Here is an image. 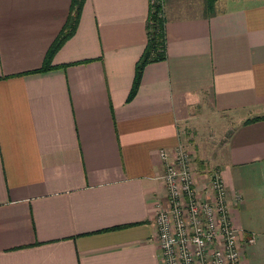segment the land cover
<instances>
[{
  "label": "crops",
  "instance_id": "0c3cea01",
  "mask_svg": "<svg viewBox=\"0 0 264 264\" xmlns=\"http://www.w3.org/2000/svg\"><path fill=\"white\" fill-rule=\"evenodd\" d=\"M152 0H0V264H162L160 149L198 191L228 189L241 264H264V0H163L166 58L144 67ZM253 239V241H251Z\"/></svg>",
  "mask_w": 264,
  "mask_h": 264
},
{
  "label": "built area",
  "instance_id": "2783aa9c",
  "mask_svg": "<svg viewBox=\"0 0 264 264\" xmlns=\"http://www.w3.org/2000/svg\"><path fill=\"white\" fill-rule=\"evenodd\" d=\"M159 156L167 199L164 206L157 204L154 218L162 264H241L229 192L220 175H212L200 192L193 161L181 144L160 149Z\"/></svg>",
  "mask_w": 264,
  "mask_h": 264
},
{
  "label": "trees",
  "instance_id": "16d2710c",
  "mask_svg": "<svg viewBox=\"0 0 264 264\" xmlns=\"http://www.w3.org/2000/svg\"><path fill=\"white\" fill-rule=\"evenodd\" d=\"M162 1L163 0H152L150 3L148 17V41L142 55L136 63L135 77L128 96V101L131 100L137 92L144 67L149 63L162 61L166 58ZM214 2L215 0H207L210 7ZM83 3L84 0H71L66 21L64 22L58 35L47 49L42 66L30 72H44L53 67L51 61L54 54L60 49L64 42L74 34L76 30ZM262 118H264V115L247 119L245 123L257 121Z\"/></svg>",
  "mask_w": 264,
  "mask_h": 264
}]
</instances>
